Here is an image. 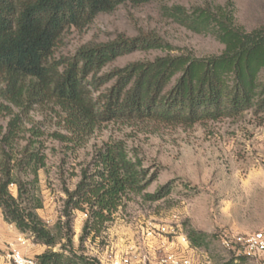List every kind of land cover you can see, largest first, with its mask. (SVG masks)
<instances>
[{"label":"trees","instance_id":"trees-1","mask_svg":"<svg viewBox=\"0 0 264 264\" xmlns=\"http://www.w3.org/2000/svg\"><path fill=\"white\" fill-rule=\"evenodd\" d=\"M154 1L0 0V208L7 223L50 248L36 259L40 264H100L62 244L66 239L72 245L73 214L87 216L81 241L95 242L124 199L142 195L157 176L149 177L141 159L131 156L123 143H106L81 170L75 190H64L67 221L55 234L37 213L43 208L39 172L46 168L47 156L40 130L25 128L34 106L51 102L59 108L67 134H57V138L74 144H81L100 122L141 120L193 126L235 117L253 108L264 112V26L252 31L239 26L231 2L226 7L193 9L197 26L214 27L225 47L222 56H166L134 63L112 76L116 81L97 105L87 102L82 86L91 74L123 56L164 44L149 35L121 37L82 48L73 60L65 62L54 60L61 37L70 29H85L100 15L113 13L123 4L142 6ZM180 11L175 7L171 15ZM175 77V87L162 95L165 85ZM149 78H158L160 85L145 103ZM4 119H8L6 125L1 123ZM26 131L31 138H25ZM12 186L17 187V197L10 191ZM171 192L169 183L144 197L157 202ZM188 236L195 248L204 247L208 238L206 233L193 230Z\"/></svg>","mask_w":264,"mask_h":264},{"label":"rangeland","instance_id":"rangeland-1","mask_svg":"<svg viewBox=\"0 0 264 264\" xmlns=\"http://www.w3.org/2000/svg\"><path fill=\"white\" fill-rule=\"evenodd\" d=\"M230 2L235 7L239 26L247 31L264 26V0H155L142 6L123 4L113 13L100 15L83 30L73 28L64 33L55 49L54 60L71 61L82 48L111 43L121 37L133 39L149 35L162 40L161 48L133 52L101 72L91 74L83 83L82 93L88 103L97 105L116 81L112 76L134 63L152 62L166 56L192 55L206 59L222 56L225 47L214 27L197 26L193 22V9L207 5L226 7ZM175 7L181 11L173 16ZM176 81L177 77L170 80L162 95L169 94ZM159 85L158 78H149L145 103L151 100ZM63 120L61 111L51 102L34 106L25 120L27 130L37 128L42 133L40 141L47 165L39 172L43 208L37 213L55 234H59L58 228L67 221L63 213L67 198L64 190H75L81 170L106 143H123L131 156L141 159L149 177L157 176L142 195L124 199L107 230L95 242L81 241L87 216L80 212L73 214L72 245L66 239L62 244H67L68 250L71 248L78 256L107 264L112 248L121 251L142 244L147 248L154 246L148 248L153 260L161 253L154 252L157 247L149 232L157 236L159 230L165 229L157 243L173 249L172 243L181 247L177 243L179 236H188L193 230L208 235L205 246L197 248L198 253L194 254V264L208 261L235 264L232 254L222 248L220 237L264 231V112L253 108L235 117L193 126L141 120L100 122L81 144L64 143L57 138V134H67ZM7 122L8 119L1 121L4 125ZM24 136L31 138V133L26 131ZM25 144L23 140L21 145ZM169 183L172 192L165 199L153 202L144 197L157 193ZM10 191L17 197L16 186ZM49 249L7 223L0 208V264H15L14 251L38 259ZM152 264H157V260Z\"/></svg>","mask_w":264,"mask_h":264},{"label":"built area","instance_id":"built-area-1","mask_svg":"<svg viewBox=\"0 0 264 264\" xmlns=\"http://www.w3.org/2000/svg\"><path fill=\"white\" fill-rule=\"evenodd\" d=\"M164 232L165 229L159 230L157 236L153 231L148 233L153 244L155 243L157 247L154 252L161 253L159 257L155 255L157 259H154L157 260V264H194V254L198 253V249L193 248L188 236H179L177 243L181 247L172 243L171 245H174L173 249H168L164 244L157 243L159 241L158 237H161ZM220 243L225 251L232 254L235 264H242V261L249 264H264V231L245 236L223 235L220 237ZM106 247L108 248L109 245ZM149 247L153 248L154 246ZM148 248L142 244L139 247L134 245L121 251H116L112 248L106 263L152 264L154 259L152 260V252ZM145 250L148 254L143 253ZM12 259L15 264H40L36 259L26 256L21 251H14ZM99 263L104 264V262ZM207 264H210V262L208 261Z\"/></svg>","mask_w":264,"mask_h":264}]
</instances>
